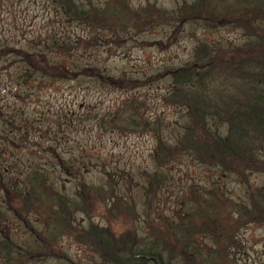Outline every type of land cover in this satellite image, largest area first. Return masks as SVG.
I'll use <instances>...</instances> for the list:
<instances>
[{
  "label": "trees",
  "instance_id": "trees-1",
  "mask_svg": "<svg viewBox=\"0 0 264 264\" xmlns=\"http://www.w3.org/2000/svg\"><path fill=\"white\" fill-rule=\"evenodd\" d=\"M22 1L0 0V17L13 14ZM40 1L51 8L52 23L80 27L86 33L72 38L51 28L43 37L25 40L30 51L25 42H9L0 31V70L15 81L19 96L39 81L82 79L100 88L133 93L165 79L166 90L159 100L181 114L166 134L168 126L159 116L146 115L137 97L125 98L113 109L90 117L76 116L80 124L90 120L103 134L153 136L152 171L142 172L145 185L139 207L120 187L123 180L129 190L131 177L110 167L98 150L85 152L76 137H69L73 145L55 137L50 140L54 144L46 150L52 152L53 161L44 165L13 161L7 163L9 171L5 172L1 165L7 149L0 147L2 264L21 263L22 255L14 254L21 246L7 234V220L24 224L29 236L40 242L34 248L43 253L67 236L82 250L94 252L103 264H211L214 258L225 257L219 248L221 233L226 232L221 222L230 228L264 226V182L254 186L248 179L264 177V0H171L170 6L157 0L137 5L130 0ZM185 26L199 30L189 59L159 74L139 79L115 77L80 61L110 42L131 41L134 33L165 28L178 36ZM222 32L234 36L227 38ZM15 116L11 111L2 117L12 125ZM185 161L236 177L244 192L233 199L217 184L210 188L197 184L189 190L183 216L175 214L177 221H165L164 229L151 226L152 233L140 234L133 218L143 214L148 219L151 204L171 184L164 170ZM91 169L100 176L89 178ZM63 179L69 188L58 186ZM100 212L107 221L121 220L127 228L123 225L124 230L115 233L94 224L92 218ZM77 215L88 223H78ZM33 218L39 230L32 225ZM194 218L197 223L192 222ZM203 238L208 246L198 243Z\"/></svg>",
  "mask_w": 264,
  "mask_h": 264
},
{
  "label": "rangeland",
  "instance_id": "rangeland-1",
  "mask_svg": "<svg viewBox=\"0 0 264 264\" xmlns=\"http://www.w3.org/2000/svg\"><path fill=\"white\" fill-rule=\"evenodd\" d=\"M171 0H157L163 6H170ZM131 4H143L144 0H130ZM51 8L40 0H23L15 8L13 14L1 15L0 31L9 42L21 43L29 38L34 40L45 32L54 29L57 33L64 31L72 38L76 35L84 36L85 30L71 25L52 23L53 14ZM227 38L234 35L222 32ZM199 36V30H192L185 26L178 36H173L170 29H156L148 32L132 34L131 41L110 42L107 47L91 53L87 58L80 59L100 68L110 76H124L130 78H143L159 74L165 69L175 68L189 59L190 51ZM31 51V45H28ZM12 72V71H10ZM79 79L77 81H46L36 82L31 89L23 90L18 94V87L14 80L8 79L6 72L0 70V147L7 149L4 153L6 161L1 165V172L9 171L7 163L36 162L44 165L47 161H53L51 151L47 146H53V138L60 139V143H72L69 137L78 138V143L84 145L85 152L89 148L97 151L100 158L105 160L110 167H117L119 173L130 176V189L126 190L123 180H120L121 190L124 194L131 195L139 207L141 204V188L145 185L142 172L152 171L151 154L154 147V139L151 134L146 135H121L103 134L96 131L94 123L90 120L80 124L76 116H93L105 110L114 108L118 101L129 97H137L145 105V114L159 116L168 126L165 134L175 127L180 120V110L165 107L159 97L164 94L167 86L165 79L154 82L153 85L139 89L133 93H125L120 90H110L95 86L94 83ZM15 111V119L12 125L8 124V118H3L6 113ZM21 114V115H19ZM60 124V125H59ZM27 129V133L24 132ZM77 131V133L75 132ZM74 139V138H73ZM73 145V143H72ZM61 146V145H59ZM58 153V151H55ZM76 154V153H74ZM95 161V159H94ZM167 179L171 181L168 188H163L157 203L154 201L149 208V217H134L139 225V233H152L151 226L156 229H164L166 221L176 222L175 214L184 215V203L188 202L189 190L197 184L210 188L212 184L217 186L234 199L244 192V185L236 177L227 176L213 169L195 165L189 161L164 170ZM122 174V173H121ZM100 173L91 169L89 178H97ZM250 184L256 186L264 182V177L251 175ZM59 187L69 188L70 184L58 182ZM159 194V193H158ZM190 209V207H189ZM157 215L156 214V212ZM75 216L78 223L86 225L85 217ZM161 217L157 219V217ZM145 220H148L146 223ZM100 213H95L92 222L99 226L107 227L115 233L127 228L121 220L107 221ZM197 223V218H194ZM220 222V220H219ZM218 222V223H219ZM36 230L41 226L36 218L31 219ZM226 227V232L221 233L223 239L219 245L225 257L214 258L211 264H264V226L245 224L241 227H231L221 222ZM7 234L12 242L21 246L15 250L21 255V263L12 264H103L102 260L91 250H82L67 236H62L56 242L57 245L45 253L40 248L35 249L34 241L28 234V229L18 220H7ZM151 228V229H150ZM217 230L224 232L222 226ZM210 244L206 239L198 241ZM27 247L35 252L32 254ZM23 248L25 250L23 251ZM213 249L217 247L212 246ZM30 252V254H24ZM41 252V253H39ZM0 264L2 260L0 259Z\"/></svg>",
  "mask_w": 264,
  "mask_h": 264
}]
</instances>
